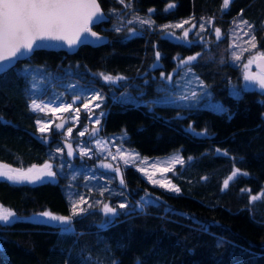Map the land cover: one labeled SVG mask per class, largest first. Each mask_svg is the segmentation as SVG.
I'll use <instances>...</instances> for the list:
<instances>
[{"label": "trees", "instance_id": "obj_1", "mask_svg": "<svg viewBox=\"0 0 264 264\" xmlns=\"http://www.w3.org/2000/svg\"><path fill=\"white\" fill-rule=\"evenodd\" d=\"M98 2L108 20L93 29L108 37L105 44L81 45L73 54L36 50L0 74V164L23 169L53 162L57 175L35 184L0 178V204L16 213L10 223L0 222V264H264V92L229 90L242 84L240 69L229 64V31L235 20L248 21L264 52V0H231L223 10V0ZM185 19L208 22L211 33L169 38L173 29L163 26ZM193 55L189 68L223 111L163 103L162 74L175 75L178 61ZM89 72L124 79L109 85ZM78 79L93 80L104 96L99 124L83 138L101 137L114 156L116 143L150 158L179 152L184 163L168 173L178 193L150 184L133 166L119 163L118 176L95 167L92 158L69 159L67 145L81 143V130L69 139L55 129L40 134L29 102H69L63 99L68 82ZM123 92L139 103L118 102ZM84 103L91 104L83 98L76 108ZM234 168L247 175L224 188ZM70 185L87 202L76 215L65 195ZM253 195L260 198L252 201ZM104 204L117 214H105ZM45 211L70 217L69 227L25 219Z\"/></svg>", "mask_w": 264, "mask_h": 264}, {"label": "rangeland", "instance_id": "obj_2", "mask_svg": "<svg viewBox=\"0 0 264 264\" xmlns=\"http://www.w3.org/2000/svg\"><path fill=\"white\" fill-rule=\"evenodd\" d=\"M167 8H168V6H167ZM186 21H187V23H184L185 22L184 20H181L179 23H174V22L169 23L168 25H170V26L176 25V24H180L182 26L179 28L170 27L173 29V31L168 30V31H170L169 32L170 36H168V37L173 38V36H175V37L180 38L183 41H187L188 36L187 37L184 36V32L186 30L188 31V35L192 32H195L196 34L200 35V38H201V34L204 31H206L209 34L211 33L210 24L206 21H195V20H193V21L186 20ZM128 24H129V20L126 21V25H128ZM201 25H203V28H201ZM174 30H178L177 36H176ZM245 33H249V35H245ZM209 34H207V36ZM215 35H216V33H215ZM251 35H253L252 29H249L248 25L243 24L242 20H238V21L235 20L233 27L229 31V39H230L229 64L239 68L241 71V77H242V84H241V87L239 89L236 88L234 84L230 85L229 90H230V93L233 95H238L240 93V91H242V90H256L259 92H264V90H262L255 81H246L244 79V75H245L244 65L248 62V60L251 57L256 56L258 53H261L258 51L255 41H254V43H255L256 47L255 48L251 47V43H250ZM215 37L217 38V35ZM234 53H235V56H234ZM193 56H196V55H193ZM236 56H239V59H236ZM187 58L188 57H185V58L180 59L178 61V68H180L179 69L180 72L178 73L179 70H176L175 75L170 74L169 76H171V80L164 78V81L166 83V85H165L166 87H165V98L163 99L164 100L163 103L164 104H171V105H175V106H179V107H185V108L204 107V108H209V109H213L216 111H223L225 108L223 106V104L213 98L212 93L210 92L209 88L189 68L190 63H192L193 61L186 63V64L181 63V61H187ZM75 67L79 68V65L74 66V69H75ZM79 71H80V68H79ZM247 71L250 72L251 74L255 75V74H258L261 71V69H258L256 67V61H254L250 65V67L247 69ZM100 74L101 73L89 72V78L100 77L99 80L104 82V83H107L109 85H118L119 80L116 81L115 83L105 82ZM111 76H113V75H111ZM115 77H118V76H115ZM92 81L93 80H90L88 82H87V80H81L80 81L79 79L69 81L68 82L69 86L67 87V91L64 93L65 98L63 97L64 100H67V101L70 100L69 102H62V101L59 102L56 100L51 101L50 98H48V99H34L37 101V103H40L41 101H43L44 104L49 105V107H51V108H57V107H60L61 105L71 104L72 109H70L69 112H64L62 110V108L60 111L56 112L55 114L48 111V109H45L44 112L33 111L32 107H31L32 101L29 102V108L33 112H36L39 115L37 117L36 121L38 119H40V120L48 123V129L49 130L46 131L45 133H49L51 131L54 132V130H52V129H55V130L61 132V134H60L61 136L69 139L71 137V135H73L74 133L77 132V130L78 131L81 130L80 132H82V131L85 132L87 130V128H89V127L96 128V125H98L99 123L97 124L95 121L97 119H99V121H100V118L104 113V111H102L103 108L101 105V100L103 102L104 96L100 93V91L97 87L91 85ZM173 86H175V87H173ZM78 90L81 91V94L77 93ZM193 92L196 93L195 97L192 96ZM91 93H93V95L95 93H100L103 98L100 100L92 99L93 95L90 96ZM73 96H76V97H73ZM68 97H70V98H68ZM77 97H79L80 99H77ZM185 97H187V98L185 99ZM83 98H87V100H90L91 104H89L88 109H85L82 104L77 106V108H79V112H76L75 111L77 109L76 103L78 101L82 100ZM117 98H118V102H120V103H124V102L139 103L138 97L135 96L133 93L123 92V93L118 94ZM97 103L100 105L99 107H95V105ZM83 115L86 116V120H85V124L80 128L81 121H83L82 120ZM84 119H85V117H84ZM56 124H63L64 127L61 129H57L55 127ZM37 127H38V125H37ZM69 127H71V129H72L71 134L67 133V129ZM62 130H63V132H62ZM191 131L194 134L199 135V136H203V135L207 134L204 131L203 132L193 131V130H191ZM80 132H78V135ZM80 137H81V140H79L76 136V138H77L76 143L77 142H81V143L80 144L78 143L75 147L72 146L73 155L71 157H69L67 155L69 159H72L74 157H76L80 160L92 158V161L94 162L95 167H99L103 170L113 171L119 176L120 172H119V170L116 171V169H118L119 163H121V164H125V163H124V160L120 158V155L118 154L117 150L120 149L122 152H124L125 156H127L128 154H134V155L138 154V157L133 159V160H130V162L127 165L133 166L146 179L147 182H149L150 184H152L154 186L161 187L159 183H153L152 181H160V183H163L165 185H168V184L174 185L173 183L170 182V180L168 178V173L170 171H167L166 169L170 168L173 170L176 166L181 165V164L180 163H173L170 158L178 156L180 159H182L184 161L183 157L180 155L179 152H175V153L166 155L165 157L150 158V157L142 156L136 150H134L132 148H127L125 145L119 144V143L114 144L113 151L115 152L116 158L113 159L114 155L110 154L111 151H110L109 147L107 146V143H105L101 137L95 135L93 137L92 141H89V142L87 140H85L83 138V136H80ZM124 139H125V137L122 140H124ZM82 148L87 150V152H88L87 155H85V156L80 155V150ZM67 152H68V147H67ZM95 155L98 158H93V156H95ZM49 164L52 165V171L55 173L53 162H49ZM105 164L111 165V167H109V168L103 167V165H105ZM0 165H3V164H0ZM153 165H155V167H153ZM42 167L43 166H38V167L35 166L36 169H41ZM9 168H11V167H9ZM29 168H32V167L17 169V170L27 171V169H29ZM11 169H15V168H11ZM147 174H151L152 180H149ZM2 179H6V178H2ZM41 181L42 182L43 181H57V175L55 173V175L52 177L43 176L40 180H37L35 182H28V181H23V182L35 184V183L41 182ZM10 182H13V181H10ZM23 182H13V183H23ZM76 184L78 185L77 182H76ZM161 188H163L165 190H169L168 187H161ZM66 189H65V195H66L70 210L72 209L73 203H75L77 205V214L81 213L80 209L83 208V206H85L87 204V202H85V203L79 202L80 196L75 195L74 187L72 185H70L68 190H66ZM169 191H171V190H169ZM171 192H174V191H171ZM174 193H178V192H174ZM145 199L148 202L150 201V199L148 197ZM84 200L86 201L85 197H84ZM102 211H103V207H102ZM71 215H73L72 211H71ZM109 215L112 216L111 214H109ZM14 219H12V221ZM25 219H29V220H33V221H35V220L43 221L44 223L50 224V225L55 226V227L57 226L60 228H64V229L68 228L69 223H70V220L68 223H61L60 221L49 220L47 217H42L39 214L28 216V218H25Z\"/></svg>", "mask_w": 264, "mask_h": 264}, {"label": "snow or ice", "instance_id": "obj_3", "mask_svg": "<svg viewBox=\"0 0 264 264\" xmlns=\"http://www.w3.org/2000/svg\"><path fill=\"white\" fill-rule=\"evenodd\" d=\"M121 4L124 3V0H119ZM230 4V0H223L222 10L226 9ZM125 7H130V5H125ZM174 5L169 4L168 8H172ZM152 9H149V12H152ZM103 16L102 9L98 0H0V70L6 68L8 63L13 59L26 56L29 53L33 52L36 48L43 47V43H38L47 41V40H56L64 41L69 47L74 46L78 42H81L82 39L86 38L85 34H89L92 37L99 39L97 33L91 31L89 27L90 24L95 23L97 20L101 19ZM134 19L140 20L141 24H151L153 23L150 18L148 20L141 19L140 17H134ZM131 23V21H129ZM184 23H187L185 21ZM242 23L248 25L249 29H252V25L248 21L242 20ZM182 25H164V28L168 27H181ZM203 28V25H201ZM217 38L220 37V29H215ZM249 35V33H245ZM184 36H188V31L184 32ZM256 40L255 35H251L250 43L251 47L255 48L256 45L254 41ZM247 50V49H246ZM199 55V54H197ZM235 56V53H234ZM156 58L159 60L160 53H156ZM196 56H190L187 58V61H181V63H189L194 61ZM236 59H239V56H236ZM258 61L257 67L261 69L258 74H251L247 71L250 65ZM8 62V63H5ZM245 75L244 79L246 81H255L259 87L264 90V52L258 53L256 56L251 57L248 62L244 65ZM101 77L105 82L115 83L118 80L124 79L123 77H113L111 75H106L101 73ZM162 78L171 80V76ZM196 93L193 92L192 96L195 97ZM103 97L100 93H95L92 99L100 100ZM187 97H185L186 99ZM77 99H80L77 97ZM43 105V106H42ZM97 103L95 107H99ZM32 110L44 112L45 109L55 114L60 111L61 108L64 112H69L72 109V105H61L57 108H51L49 105L44 104L43 101L37 103L36 100L32 101ZM83 107L85 109L89 108L88 103H84ZM79 112V108L75 110ZM90 118V117H89ZM99 123V119L95 121ZM38 125V131L43 134L48 131V123L38 119L36 121ZM57 129L64 127L63 124H56ZM93 134L98 130L93 129ZM72 129L69 127L67 133L71 134ZM85 133L82 131L79 133L80 136H83ZM43 139V135L41 137ZM67 155L71 157L73 155L72 145L68 144ZM219 151V149L217 150ZM57 152H63V148H58ZM120 158L124 160V163L127 165L130 160H133L138 157V154H128L125 156L124 152L120 149L117 150ZM88 152L85 149L80 150V155L85 156ZM226 155V153H225ZM116 157L113 156V159ZM173 163L183 164L184 161L177 157L170 158ZM190 159V158H189ZM103 167L109 168L111 165H103ZM155 167V165H153ZM119 169H116L118 171ZM171 171L172 169H166ZM55 173L52 171V165L45 163L41 169H36L35 166L27 169V171H21L17 169H11L7 165H0V178H6L9 181L13 182H35L40 180L43 176L52 177ZM149 180H152L151 174H147ZM237 175H247L246 172H242L239 168H234L231 175H229L224 180V188L229 186V182L233 180ZM153 183H159L161 187H168L169 190L174 192H179V189L175 185H165L160 183V181H152ZM120 183L123 185L124 180L121 179ZM245 191V190H242ZM102 194V193H101ZM264 195V194H262ZM260 196L253 195L251 197L252 201L259 199ZM80 203H85L83 196L79 198ZM99 203V202H98ZM120 208H125L126 205L121 203ZM73 215L77 214V205L73 203L71 209ZM80 211H84L83 208ZM103 211L105 214H111L115 216L116 209L109 206L108 204L103 205ZM42 217H47L49 220L60 221L61 223H68L70 217L57 216L53 215L50 212H42L39 214ZM16 218V213L11 209L5 208L3 205H0V222L5 224L10 223L12 219Z\"/></svg>", "mask_w": 264, "mask_h": 264}, {"label": "water", "instance_id": "obj_4", "mask_svg": "<svg viewBox=\"0 0 264 264\" xmlns=\"http://www.w3.org/2000/svg\"><path fill=\"white\" fill-rule=\"evenodd\" d=\"M102 13H103V11H102ZM107 20H108V17L103 13V16L101 19H99L95 23L89 25V27L91 28V31L98 34V36L100 37L99 39H97L96 37H92L90 35V33L85 34L86 38L82 39L81 42H78L77 44H75L72 47H69L67 45V43L64 41H56V40H47V41H43V42L38 41V43H43L44 46L40 47V48H36L34 51H36V50H51V51H63V52H66L67 54H73L74 52L77 51V49L81 45H89L92 47H96V46L105 44L108 41V37L106 35H102V34L96 32L93 29V26L104 23ZM33 52L29 53L26 56L15 58L10 63L5 62V63H8V66L6 68H3L2 70H0V74L5 72L8 69L14 67L19 61H24V60L28 59L33 54ZM257 63H258V61H256V67H257ZM258 69H260V68H258Z\"/></svg>", "mask_w": 264, "mask_h": 264}, {"label": "bare ground", "instance_id": "obj_5", "mask_svg": "<svg viewBox=\"0 0 264 264\" xmlns=\"http://www.w3.org/2000/svg\"><path fill=\"white\" fill-rule=\"evenodd\" d=\"M104 13V12H103ZM103 45V44H102Z\"/></svg>", "mask_w": 264, "mask_h": 264}, {"label": "crops", "instance_id": "obj_6", "mask_svg": "<svg viewBox=\"0 0 264 264\" xmlns=\"http://www.w3.org/2000/svg\"><path fill=\"white\" fill-rule=\"evenodd\" d=\"M89 128H91V127H89Z\"/></svg>", "mask_w": 264, "mask_h": 264}]
</instances>
